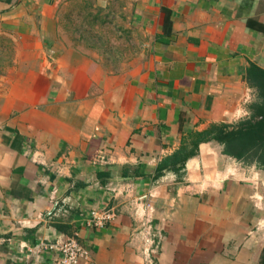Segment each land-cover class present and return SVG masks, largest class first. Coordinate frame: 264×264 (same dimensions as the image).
<instances>
[{
    "label": "crops",
    "instance_id": "0c3cea01",
    "mask_svg": "<svg viewBox=\"0 0 264 264\" xmlns=\"http://www.w3.org/2000/svg\"><path fill=\"white\" fill-rule=\"evenodd\" d=\"M108 1L0 0V264H58L69 238L79 264H144L148 221L155 264H264V167L205 143L153 178L190 133L248 117L264 0H126L146 38L126 69L63 30ZM94 208L113 220L89 226Z\"/></svg>",
    "mask_w": 264,
    "mask_h": 264
},
{
    "label": "trees",
    "instance_id": "16d2710c",
    "mask_svg": "<svg viewBox=\"0 0 264 264\" xmlns=\"http://www.w3.org/2000/svg\"><path fill=\"white\" fill-rule=\"evenodd\" d=\"M246 78L256 91V101L250 105L248 117L235 124H212L201 132L190 133L176 151L160 161L154 179L164 171L177 173L184 169L186 162L196 156L199 146L205 143L220 145L222 154L231 159L264 167V70L251 67ZM107 174L104 172L100 177ZM127 176H130L128 171H123L122 177ZM132 176H139V172Z\"/></svg>",
    "mask_w": 264,
    "mask_h": 264
},
{
    "label": "rangeland",
    "instance_id": "374dc122",
    "mask_svg": "<svg viewBox=\"0 0 264 264\" xmlns=\"http://www.w3.org/2000/svg\"><path fill=\"white\" fill-rule=\"evenodd\" d=\"M126 0H109L105 7L75 2L65 9L64 32L86 48L96 49L110 68L126 69L143 49L144 34L131 24Z\"/></svg>",
    "mask_w": 264,
    "mask_h": 264
},
{
    "label": "built area",
    "instance_id": "2783aa9c",
    "mask_svg": "<svg viewBox=\"0 0 264 264\" xmlns=\"http://www.w3.org/2000/svg\"><path fill=\"white\" fill-rule=\"evenodd\" d=\"M113 213L104 208H94L89 213L88 225L102 227L105 223L113 220ZM144 264H155L160 246V235L156 232L151 222L142 225ZM50 249L57 254L58 264H79L88 259V251L74 238L57 242L50 245Z\"/></svg>",
    "mask_w": 264,
    "mask_h": 264
}]
</instances>
